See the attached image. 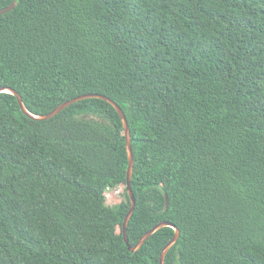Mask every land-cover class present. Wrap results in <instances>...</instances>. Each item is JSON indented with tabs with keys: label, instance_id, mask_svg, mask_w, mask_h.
<instances>
[{
	"label": "trees",
	"instance_id": "trees-1",
	"mask_svg": "<svg viewBox=\"0 0 264 264\" xmlns=\"http://www.w3.org/2000/svg\"><path fill=\"white\" fill-rule=\"evenodd\" d=\"M15 3L0 16V89L37 116L98 94L128 119L131 245L169 222L181 236L165 264H264V0L0 10ZM128 168L112 104L83 100L34 121L0 93V264H160L174 229L136 253L125 242Z\"/></svg>",
	"mask_w": 264,
	"mask_h": 264
},
{
	"label": "water",
	"instance_id": "water-1",
	"mask_svg": "<svg viewBox=\"0 0 264 264\" xmlns=\"http://www.w3.org/2000/svg\"><path fill=\"white\" fill-rule=\"evenodd\" d=\"M17 7V3H15L14 5H12L9 8L6 9H1L0 10V16L1 15H5L8 14L12 11H14ZM0 93H9L14 95L15 97H17L19 105L21 107L22 112L30 119L34 120V121H47V120H51L52 118L56 117L58 114H60L61 112H63L65 109L69 108L71 105L77 103V102H81L83 100H88V99H101L104 100L110 104H112L117 112L119 113L122 122H123V126H124V130H125V137H126V143H127V150H128V157H129V168H128V173H127V193L129 194V197L131 199V209L129 211V214L127 215L125 222H124V239L125 242L127 244V246L129 247V250L132 253H136L137 251H139L142 246L153 236L155 235L157 232H159L160 230L164 229V228H172L175 230L176 234L175 237L169 242V244L164 248L162 254H161V260H160V264H165L168 253L170 252V250L175 246V244L178 242L180 236H181V232L178 229L177 226H175L172 223L169 222H161L160 224H158L156 227H154L151 231H149L147 234H145L143 236V238L139 241V243L136 246H132L129 238H128V227L130 224V221L135 213L136 210V197L134 195L133 189H132V180H133V174H134V166H135V159H134V152H133V147H132V136H131V130H130V126L128 123V119L125 115V113L123 112V110L120 108V106L118 104H116L113 100L105 97V96H101L98 94H90V95H83V96H79L73 100H70L68 102H65L63 104H61L56 110H54L52 113L48 114V115H43V116H37L33 113H31L25 103L24 100L22 98V96L16 92L13 89L10 88H4V89H0ZM166 210L169 208V199L166 196Z\"/></svg>",
	"mask_w": 264,
	"mask_h": 264
},
{
	"label": "rangeland",
	"instance_id": "rangeland-1",
	"mask_svg": "<svg viewBox=\"0 0 264 264\" xmlns=\"http://www.w3.org/2000/svg\"><path fill=\"white\" fill-rule=\"evenodd\" d=\"M113 191H110L109 193H108V202H107V204L108 205H111L112 203H114V201H115V198L113 197V194H115V193H112ZM120 192H121V190H119V191H117L116 192V194H120ZM122 194V193H121Z\"/></svg>",
	"mask_w": 264,
	"mask_h": 264
}]
</instances>
